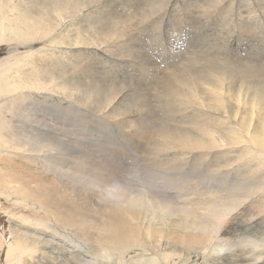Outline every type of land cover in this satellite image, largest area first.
<instances>
[{"label":"bare ground","instance_id":"obj_1","mask_svg":"<svg viewBox=\"0 0 264 264\" xmlns=\"http://www.w3.org/2000/svg\"><path fill=\"white\" fill-rule=\"evenodd\" d=\"M112 1L115 0H90V2L80 0H0V264H103L101 253L105 250L112 253V264H116L114 260L118 261L117 264H120V260H122V264H264V82H262L264 80L261 79L262 77L258 78L260 71L257 77H253V80L258 78L259 82L262 80V83L256 80L257 83L253 82L255 85L252 83L249 85L252 76L247 72L245 73H247L248 78L243 79L245 77H241L245 82L251 77L247 83L249 86V88L246 87L248 88L247 93L242 90L245 95L241 93L238 85L235 84L236 90L231 88L236 82L234 81L235 78L230 85L231 91H237V89L241 91H237L241 93L239 96H236L235 93L237 92L231 93L236 96L240 104L241 101H245L246 104L243 103L242 107L248 106L246 108L249 113H245L249 116L248 119L247 116H241L242 113L238 114L240 112L238 108H234L237 109V113L233 112L235 111L233 109V111H227L228 106L225 110L226 103L224 101L231 97H228L229 94L224 92L223 77L225 74L222 72L223 70L220 72L221 68L215 69L216 61L213 63L215 70L212 73L209 71L210 75L207 73L209 78L205 76L208 80L204 83L200 79L199 82L201 81L206 85L203 91L210 96V101H214L215 111L218 112L209 113L208 106L204 108L206 104L199 105L200 103L196 99L199 89L195 91L196 94L194 92L188 93L190 92L189 87L196 88H194V84L190 83V86L185 84L189 87L187 90L185 89V92L188 91L187 94L183 93V95L192 94L190 100L193 99L198 104L192 108V114L195 117H201V114H204L201 127L198 128L199 125L197 124L202 120L196 121L198 126V130L197 128L194 129L196 132L174 130L161 132L156 140L153 139L155 142H152L154 144L151 143L152 147L149 146L150 148L138 154L134 167L123 170L126 175H122V177L115 172L116 175L111 177L112 167L107 164L111 158H106L102 150L94 149V146L97 145L94 142L91 146L93 151L80 150L78 153L68 149L73 140L71 137L73 135L71 125L73 124L64 123V132H61L56 120L47 119L44 109L40 107L42 103L56 106L58 109L64 105L70 106L73 101L70 92L73 90L65 92L66 85L64 84L65 87L61 86L64 89L60 88V82H62L60 80L63 79V82L67 84L69 82L66 68H74L75 59L88 51L103 53L102 51H105L103 50L104 47L102 48L103 45L107 48H112L115 45L112 43L111 47L109 40L114 42L118 37L124 36V32L129 28H126L125 25L130 24L129 18L126 22L125 18L121 17L125 11H121L120 17H117L118 19L124 18L126 23L112 17L111 25L110 23L106 24L110 26L108 32L103 34L101 38L95 39L94 31H89L90 34H94H92L94 40L91 38L89 40L88 36L87 39H83L78 34L76 36V32L80 30L74 33L75 24H78V16L88 17L97 9H101L105 2L107 5L109 3L114 4ZM173 1L160 0V3L155 1L156 3H153L154 5L152 4V8L148 11L143 9L144 5L148 6L144 4L142 6L144 13H142L145 16H143L149 20L155 17L164 19L165 14L178 11ZM181 4L183 2L179 0L178 5ZM243 4L245 7H242ZM224 9H228L229 13L225 11V15H217L218 10L221 12ZM191 10L192 14H196L200 18L204 15L199 16L197 14L202 13L210 16L204 24L202 23L204 26H207L209 21H213L216 15L233 20L236 13L239 12L242 18L240 20L243 21V30L247 33L249 32L247 30L249 25L251 26L246 42H259L261 35H264L257 32V29L252 31L260 23L262 24L264 0H214L213 2H204L201 6L195 5ZM253 14L255 16H252ZM140 16V18L143 17ZM92 19L90 18V20ZM77 27L79 28V26ZM132 28L136 29L135 27ZM124 29L125 31H123ZM178 32L174 31L172 37L175 38ZM126 33L130 34L129 32ZM152 34L154 40L156 37L154 33ZM124 37L126 38V34ZM231 37L232 34L228 30L230 41H232ZM156 41H158L157 38ZM168 41L170 42V40ZM147 42L149 41L147 40ZM210 54L213 55V53ZM107 57L109 58V55ZM195 57L193 56L194 59ZM203 58L204 56H202ZM101 59L99 60L101 61ZM218 59L220 61V58ZM128 60L130 59L128 58ZM193 62L192 60L194 67L197 60L195 64ZM221 62L220 65H222ZM205 63L208 66V63L210 65L211 62H203V64ZM143 64L146 65V63ZM199 64L203 65L201 62ZM199 64L195 66H198L200 71ZM227 64L229 66L228 62ZM246 65L248 66L247 63ZM250 66L252 65L249 64ZM253 66L256 67V64ZM180 67L182 68V66ZM196 67L194 68L198 71ZM208 67H210L209 70H213L212 65ZM58 68L62 73L61 76L64 75L62 79L60 75L58 77L54 73ZM184 68L181 69L183 72L180 74L185 76L192 73L186 71V66ZM223 68L226 69L225 66ZM236 68L238 69V67ZM248 68L244 71H249ZM204 71H208V69ZM204 71L202 69L200 72L205 74ZM251 71L249 73L254 76V70ZM263 72L264 70H262ZM202 73L199 75L203 77ZM108 75L110 76L111 73ZM171 75L170 73L169 76ZM190 75L192 76L194 73ZM190 75L187 76L191 77ZM193 78L194 83H196L198 77L193 76ZM176 79H178L177 76ZM240 79L239 82L242 81ZM179 81L181 80L178 79ZM202 83L200 84L202 85ZM242 83L240 87L243 88ZM179 85L180 83L176 87L178 89L174 88V92H181L180 94H182L184 91H182L183 88L180 90ZM180 86L184 87L182 84ZM58 88L64 92L62 93ZM101 88L96 86V90H101ZM135 88L133 87V89ZM226 88L227 91H230L228 87ZM140 90L142 89L140 88ZM89 91L87 90V92ZM108 92L110 93L109 90ZM92 93L98 94L99 91L98 93L92 91ZM105 94L102 96H106ZM112 95L110 97L107 95V97L110 99L113 97ZM118 95H114V97ZM107 97L103 99L104 102L106 99L109 101ZM199 97L202 98L200 95ZM116 98L111 99L115 100ZM193 103L192 105L196 104ZM210 103L214 105L213 102ZM234 103L233 105H235ZM212 108L210 109L212 110ZM121 109L123 110V108ZM244 110L246 109L244 108ZM64 111L68 112L65 109ZM56 113L51 114V116L58 120L60 116L58 111ZM161 114L158 113L159 117L162 116ZM164 114L163 118H166ZM167 114L169 115V113ZM188 114L190 115V112ZM120 115H127V113ZM186 116L188 117L187 114ZM192 118L190 119L193 120ZM179 119L181 118L179 117ZM58 121L59 124H62L61 120ZM103 123L105 124L104 121ZM192 125L194 126V124ZM126 126L128 128L129 125L126 124ZM137 129L138 126H136ZM153 132L152 130V134ZM155 133L157 134V130ZM154 137L156 136L154 135ZM97 141L103 142L100 139ZM114 167L119 169L120 165ZM112 184L122 186L123 197L118 202L102 198V190Z\"/></svg>","mask_w":264,"mask_h":264},{"label":"rangeland","instance_id":"obj_2","mask_svg":"<svg viewBox=\"0 0 264 264\" xmlns=\"http://www.w3.org/2000/svg\"><path fill=\"white\" fill-rule=\"evenodd\" d=\"M82 2H90V0H80ZM93 1V0H91ZM122 1V2H121ZM142 1V2H141ZM144 1V3H143ZM153 1V2H152ZM150 2V0H115L112 4V3H109L107 5V3L105 2L102 6L101 9H97L95 13L91 14L90 16L88 17H81V16H78L77 19H78V24H75V28H74V33L78 30V32H76V36L77 34L80 35L83 39H93L94 40V37H92L93 35L90 34L92 31H94L95 33V39L97 38H101L103 36V34L105 35L107 32H108V29L110 28V26L106 25L108 23H110L111 25V21L110 20H113V19H117V20H123L125 18L126 22L128 21V18L130 21V24L127 23L125 26L126 28L129 27V28H125L123 31L124 32V36L126 34V38L120 36V38L118 37L117 40H115L114 42L112 40H109L110 42V46L112 47L113 44V47L110 48L105 45L102 46V48L104 47L103 50L105 51H102L103 53H95L93 52L92 50L91 51H88L87 53L85 54H82L80 56H78L76 59H75V62L79 63H75L74 62V68L72 69H69V68H66V75H69L67 78L69 80L68 84L63 82V79H62V75L61 76V72H60V69L58 68L57 71H54V73L59 77L60 75V78L62 80V82H60V88L62 87H65L63 86L66 85L65 89L62 88V90L64 89V91L66 92L67 90H73L71 91L70 93H72V102H71V105L70 106H67V105H64V107L62 108H57L56 106H51L47 103H42L41 104V108L44 109V112L46 114V117L47 119H51V120H56V123H57V126L59 128H61V132H64V123L65 124H73L71 125L72 126V130H73V135H71V137H73V140H72V143L70 145V147L68 149H71L73 152H80V150H91V146H92V143L94 142L95 145L94 149L96 150H102V152H104V156L107 158V157H110L111 160L110 162L106 163L111 166L112 170H111V174L113 177V175H116L115 173H117L120 177H122V175H126V173H124L123 170H125V168H133L134 167V164H136V159H138V154H140L143 150L145 149H148L150 147H152V142H155L153 139L157 138V136L159 134H161V132H164V131H170V130H174V131H180V132H196V128L198 127L197 125H199L198 128H200L203 123V120L204 119V114H201V117H195L193 114H192V108L197 104V101L195 102V100L193 101L190 100L192 98V94L191 97H188L186 95H183L184 94H187L186 91L185 92V89L187 90V88L190 86V83L191 84H194V88L196 89H192V87L188 88V90L190 89V92L188 93H191V92H194L196 94V90L199 89L197 91L198 94H196V99L199 101L198 103H200L199 105H205L204 108H207L208 106V111L209 113H213L215 114L214 112H218V111H215V103L213 100H209L210 99V96L203 91V88L206 86L204 85L205 81L208 80L209 78V75H210V72L212 73V71H214L215 69H219L221 68L220 72L222 71L225 76L223 77L224 79V92L229 94L228 97H231L229 99H231L232 101H230L229 99H225L224 103L228 104L226 105L225 104V110H226V106L227 107V111H233L235 110L234 108H238L240 112L238 111H233V112H238V114L242 113L241 116H247V114L245 113H249V111L247 110L246 107H248L247 105H244L246 107H244L246 110H244V108L242 107L243 103H245V101H241V104L239 103V101L236 99V96H239L243 93V91L245 93H247L246 91L248 90L249 86L248 84L250 85L251 83L253 84V82L256 80H258V78L260 79V77H262L261 79L264 80V72L262 73V70H264V35H261V39L260 41H254L251 43V41H248L246 42V38L248 36V33H250V28L251 26L249 25L248 29L249 32H245L243 30V21L241 22L242 18H241V15L238 13H236V16H234V19H224L222 17H219L217 16L218 14H222V15H225L226 12L229 13V10L228 9H224L222 10L221 12L218 10V13L216 15V18L213 20V21H209L208 22V25L207 26H204L202 25V23L204 24L206 22V20L210 17L205 15V14H197L199 16H203V17H198L196 16V14H192V10L191 8L193 9L195 7V5H203L204 2H213L214 0H185V1H182L183 4L181 5H178V1L179 0H174L173 3L175 8L177 7L178 8V11L176 12H169L167 14H165V18L164 19H159L158 17H155L153 19H147L145 18L144 16V10H150L152 7L151 5L154 3H156L158 1V3H160V0H152ZM156 1V2H155ZM196 1V2H195ZM157 3V4H158ZM172 3V4H173ZM245 3V2H244ZM144 4H147L148 6L144 5ZM153 4V5H154ZM177 4V6H176ZM189 4V5H188ZM246 4V3H245ZM107 5V6H106ZM144 5V6H143ZM141 6V7H140ZM144 8H143V7ZM181 6V7H179ZM146 7V9H145ZM148 7V8H147ZM186 7V8H185ZM242 7H245L244 4ZM119 8V10H118ZM133 8V9H132ZM141 8V9H140ZM144 10H143V9ZM182 10H181V9ZM189 8V9H188ZM256 8V7H254ZM125 9V10H124ZM128 9V10H127ZM131 9V10H130ZM140 9V10H138ZM127 10V11H126ZM133 10V11H132ZM137 10V12H136ZM243 10V9H242ZM124 12L122 15L121 13ZM182 11V12H181ZM226 11V12H225ZM107 12V13H106ZM131 12V13H130ZM140 12V13H139ZM143 12V13H142ZM225 12V13H223ZM110 13V14H109ZM135 13V14H133ZM108 14V15H107ZM121 17H124L123 19L122 18H119L120 15ZM132 14V15H131ZM189 14V15H188ZM209 14V13H208ZM238 14V15H237ZM257 14V13H256ZM111 15V16H110ZM127 17H125V16ZM130 15V16H129ZM140 15H144L142 18H140L141 16ZM187 15V16H186ZM93 16V17H92ZM96 19H95V17ZM118 16V17H117ZM129 16V17H128ZM133 16V17H132ZM191 16V17H189ZM196 16V17H195ZM239 16V17H238ZM252 16H255L254 14ZM93 18L92 20H90V18ZM113 17V19H112ZM115 17V18H114ZM174 17V18H173ZM189 17V18H188ZM198 17V18H197ZM101 18V19H99ZM133 18V19H131ZM86 19V20H85ZM96 21H95V20ZM139 22H138V20ZM147 21H144L146 20ZM157 19V20H156ZM173 19V20H172ZM199 19V20H198ZM202 19V20H201ZM223 19V20H222ZM236 19V20H235ZM239 19V20H238ZM241 19V20H240ZM102 20V21H101ZM104 20H105V23H104ZM108 22H107V21ZM152 20V22H150ZM160 20L161 24L159 23ZM170 20V22H169ZM191 20V21H190ZM217 20V22H216ZM264 18L261 19L262 21V24L260 23V25H258L257 27L253 28L252 31H256L257 32H260L261 34H264V29H262L264 27V22H263ZM124 21V20H123ZM136 22V25H135V22ZM150 22V23H147V22ZM199 21V22H198ZM231 21V22H230ZM236 21V22H234ZM259 21V22H261ZM90 24H89V23ZM125 22V21H124ZM125 22V23H126ZM139 24H138V23ZM144 22V23H143ZM169 22V23H168ZM258 22V23H259ZM141 23V24H140ZM143 23V24H142ZM155 23V24H154ZM159 23V24H157ZM176 23V24H175ZM197 23V24H196ZM96 24V25H95ZM104 27H102L103 25ZM138 24V25H137ZM149 24V25H148ZM220 26H219V25ZM231 24V26H230ZM87 25V26H86ZM99 25V26H98ZM129 25V26H127ZM134 25V26H133ZM145 25V26H144ZM253 25V24H252ZM79 26V28L77 27ZM85 26V27H84ZM131 26V27H130ZM219 26V27H218ZM238 26V27H236ZM263 26V27H262ZM81 27V28H80ZM84 27V28H83ZM91 27V29H90ZM101 29H98L100 28ZM107 27V28H105ZM132 27H135L137 29V27H139L136 31V29L132 28ZM156 27V28H155ZM174 27V28H173ZM179 27V28H178ZM235 27V28H234ZM262 27V28H261ZM97 28V30H96ZM103 28V29H102ZM141 28V29H140ZM148 28V29H147ZM151 28H153V32H151ZM155 28V29H154ZM203 28V29H202ZM220 28V29H219ZM260 28V29H259ZM89 29V30H88ZM105 29V30H104ZM128 29L131 31H128ZM133 29V30H132ZM147 29V30H146ZM157 29V30H156ZM100 32H99V31ZM103 30V31H102ZM162 30V31H160ZM179 30V32H178ZM204 30V31H203ZM228 30H229V33L232 34V37H231V40L230 41L228 39ZM235 30V31H234ZM89 31H91L89 33ZM95 31H98L97 33ZM122 31V32H123ZM142 31V32H140ZM147 31V32H146ZM159 31V33L157 32ZM174 31L175 32H178L177 33V36L174 38L172 36H174ZM198 31V32H197ZM222 31V32H221ZM233 31V32H232ZM80 32V33H79ZM84 34H88V35H84ZM86 32V33H85ZM103 32V33H102ZM126 32H129L130 34H127ZM144 32V33H143ZM151 34H150V33ZM163 35H162V33ZM170 32V33H169ZM139 33V34H137ZM146 33V34H145ZM155 35V37L157 38L158 41H156V38H154L153 40V34ZM157 35H156V34ZM101 36H100V35ZM145 34V35H144ZM215 34V35H214ZM217 34V35H216ZM128 35V36H127ZM130 35V36H129ZM148 37H147V36ZM246 35V36H245ZM88 36V37H87ZM97 36V37H96ZM142 36V37H141ZM153 36V37H152ZM167 36V38H166ZM219 36V37H218ZM226 36V37H225ZM85 37V38H84ZM87 37V38H86ZM122 37V39H121ZM145 37V38H144ZM152 40H151V38ZM161 37V38H160ZM91 38V39H90ZM139 38V39H138ZM147 38V39H146ZM120 41H119V40ZM126 39V40H124ZM146 39V40H145ZM151 41H150V40ZM177 39V40H176ZM130 40V41H129ZM147 40L149 42H147ZM170 40V42L168 41ZM173 40V41H172ZM112 41V42H111ZM140 41V43H139ZM156 41V42H155ZM178 41V42H177ZM263 41V43H262ZM122 42V43H121ZM126 42V43H124ZM108 43V45H109ZM113 43V44H112ZM204 43V44H203ZM220 43V44H219ZM230 43V44H229ZM198 44V45H197ZM259 44V45H258ZM167 45V46H166ZM192 45V46H191ZM119 46V47H118ZM151 46V47H150ZM198 46V47H196ZM213 46V47H212ZM106 47V48H105ZM218 47V48H217ZM220 47V48H219ZM118 48V50H117ZM146 48V49H145ZM150 48V49H149ZM159 48V49H158ZM200 48V49H199ZM116 51H115V50ZM125 49V50H124ZM130 49V50H129ZM212 49V50H211ZM250 49V50H249ZM253 49V50H252ZM108 50V51H106ZM170 50V51H169ZM209 50V51H207ZM214 50V52H213ZM115 51V52H114ZM138 53H137V52ZM147 51V52H146ZM110 52V53H109ZM112 52V53H111ZM119 52V53H118ZM135 52V53H134ZM163 52V53H162ZM185 52V53H184ZM238 52V54H237ZM210 53H213L210 54ZM91 54V55H90ZM96 54H97V57H96ZM127 54V55H126ZM129 54V55H128ZM163 54H165L163 56ZM245 54V55H243ZM109 55V58L107 57ZM120 55V56H119ZM149 55V56H148ZM219 55V56H218ZM262 55V56H261ZM106 56V57H105ZM182 56V57H180ZM193 56H196L195 59L193 58ZM201 56V57H200ZM202 56H204V58L202 59ZM209 56H210V59H209ZM212 56V57H211ZM216 56V57H215ZM218 56V57H217ZM81 57V58H80ZM92 57V58H90ZM99 57V58H98ZM116 57V58H115ZM135 57V58H134ZM139 57V58H138ZM142 57V58H141ZM150 57V58H149ZM192 57V58H191ZM215 57V58H214ZM90 58V59H89ZM102 58V59H101ZM111 58V60H110ZM126 60H125V59ZM128 58L130 60H128ZM133 60H132V59ZM137 58V59H136ZM149 58V59H148ZM189 58V59H188ZM206 58V59H205ZM214 58V59H213ZM217 58V59H216ZM220 58V61H218ZM233 58V59H232ZM240 58V59H239ZM96 59V60H95ZM99 59H101V62ZM108 59V60H107ZM119 59V60H118ZM138 59H141V60H138ZM187 59V60H186ZM209 59V60H208ZM213 59V60H212ZM230 59V60H228ZM238 59V60H236ZM87 60V61H86ZM118 60V61H116ZM135 60V61H134ZM146 60V61H145ZM151 60V61H150ZM164 60V61H163ZM192 60L194 61L193 63L195 64L196 60L197 62H201L203 64V62H211L210 65L208 63V66H211L212 65V69L214 68V65L213 63L215 62V64L217 63L215 69L213 70H209L210 67L207 66V64H199L196 62V64L198 65L199 64V67H201V70L203 69V71L205 69H208V71H204L206 72L205 74L200 72L199 71V68L198 66L196 67L194 65V67L198 68V71L193 67L192 65ZM204 60V61H203ZM208 60V61H206ZM212 60V61H211ZM242 60V61H241ZM79 61V62H78ZM98 61V62H97ZM116 61V62H114ZM126 61V62H125ZM155 61V62H154ZM158 61V62H157ZM178 61V62H177ZM189 61V63H188ZM222 61V62H221ZM132 62V63H131ZM150 62V63H149ZM168 62V63H167ZM184 62V64H183ZM187 62V63H186ZM220 62L222 63V65H220ZM227 62L229 63V67ZM244 62V63H243ZM83 66H82V64ZM90 63V64H89ZM102 63V64H100ZM108 63V64H107ZM115 63V64H114ZM118 63V65H117ZM120 63V64H119ZM143 63H146V65H144ZM153 63V64H152ZM161 63V64H160ZM248 64V66L246 67L245 64ZM81 64V65H80ZM85 64V65H84ZM88 64V65H87ZM105 64V65H104ZM107 64V65H106ZM114 64V65H113ZM127 64V65H126ZM149 67H148V65ZM177 64V65H176ZM238 64V65H237ZM249 64L252 65L249 67ZM256 64V67L253 66ZM123 65V66H122ZM141 65V66H140ZM151 65V66H150ZM173 65V66H172ZM191 67H190V66ZM246 67V68H244ZM77 66V67H76ZM82 66V67H81ZM109 66V67H108ZM113 66V67H111ZM140 68H139V67ZM184 68L186 66V71L189 73V72H192V73H189L187 74V72L184 71V73H186L188 76L190 74H193L194 75H190L192 77H188L187 75L184 76V74L182 75V73L180 74V72H183L181 69V67ZM223 66L226 67L223 68ZM86 67V68H85ZM108 67V68H107ZM114 67H115V70H114ZM131 67V68H130ZM143 67V68H142ZM168 67V68H167ZM238 67V69L236 68ZM242 67V68H241ZM249 67V68H248ZM254 67V68H253ZM79 68V70H78ZM83 68V69H82ZM89 68H91L89 70ZM149 68V69H148ZM151 68V69H150ZM156 68V69H155ZM159 68V69H158ZM180 68V70H179ZM205 68V69H204ZM249 69V71H244L246 69ZM260 68V69H259ZM263 68V69H261ZM82 69V70H81ZM94 69V70H93ZM101 71H100V70ZM103 69H105L103 71ZM111 69V70H109ZM128 69V70H127ZM130 69V71H129ZM145 69V70H144ZM185 69V68H184ZM183 69V70H184ZM189 69H191V71H189ZM235 71H234V70ZM241 69V71H240ZM259 69V70H257ZM74 70V71H73ZM78 70V72H77ZM99 70V71H98ZM116 72H114V71ZM127 70V71H126ZM134 70V71H133ZM148 70V71H147ZM230 70V71H228ZM251 70H254V76L252 73H249V72H252ZM256 70V71H255ZM71 71V72H70ZM88 71V72H86ZM107 71V72H106ZM119 71V72H118ZM153 71V72H152ZM159 71V72H158ZM168 71H171L170 73L174 76H169L170 73ZM173 71V72H172ZM219 71V70H217ZM260 71V72H259ZM59 74H58V73ZM69 74H68V73ZM76 72V73H75ZM99 72V73H98ZM111 75L109 76L108 74ZM126 72V73H125ZM131 72V74H130ZM142 72V73H141ZM148 72V73H146ZM176 72V73H175ZM178 72V74H177ZM236 72V73H235ZM241 72V73H240ZM243 72V73H242ZM247 72L249 75L251 74L252 76V79L251 77H249L251 79L250 83H248L250 79L246 80H243V79H246V77L248 78L247 76ZM257 72V73H256ZM259 72V76L257 75ZM73 73V74H71ZM129 73V74H128ZM174 73V74H173ZM198 73V74H197ZM203 74V77L199 74ZM209 73V75L207 74ZM245 73V75H244ZM262 73V74H261ZM91 74V75H90ZM104 74H107L104 76ZM113 74V75H112ZM123 74V75H122ZM125 74V75H124ZM142 74V75H141ZM153 74V75H152ZM169 74V75H168ZM241 74H243L244 76H242ZM65 75V77H66ZM72 75V76H71ZM78 77H77V76ZM86 75H88L86 78H84ZM129 75V76H128ZM178 77L179 81L178 82V79H176V76ZM232 75V76H230ZM262 75V76H261ZM81 76V77H80ZM119 76V77H118ZM154 76V77H153ZM189 78H187V77ZM193 76L195 77H198V80L196 83H194L195 80H193ZM207 76L208 78L206 79ZM258 78H254L253 80V77H257ZM77 77V78H76ZM92 77V78H91ZM132 77V78H131ZM156 77V78H155ZM171 77H173V79H176L178 84L180 83V85H184L183 86H180L179 85V88L180 90H183L184 92H182V94H180L181 92H174V88L178 87L177 85V82H175L173 79H171ZM241 77H245V78H241ZM72 78V79H71ZM134 78V79H133ZM186 78V79H185ZM231 78V80H230ZM234 79V84L233 86L231 87L230 85L232 84V80ZM241 78V79H240ZM87 79V80H86ZM90 79V80H88ZM164 79V80H163ZM201 79V81L199 82V80ZM204 79V80H203ZM242 80L241 82H239L238 80ZM79 80V82H78ZM102 80V81H101ZM166 80V82H165ZM184 80V81H183ZM192 80V81H191ZM210 80V79H209ZM228 80V81H227ZM230 80V81H229ZM261 80V81H262ZM81 81V82H80ZM91 83H90V82ZM173 81V82H172ZM183 81V83H182ZM244 81V82H243ZM260 81V82H261ZM76 82V84H75ZM85 82V83H84ZM125 82V83H124ZM193 82V83H192ZM199 82V84H198ZM231 82V83H229ZM239 82V83H237ZM243 82V83H242ZM254 82V83H255ZM259 82V80L257 81ZM256 82V83H257ZM259 82V83H260ZM264 82V81H262ZM261 82V83H262ZM73 83V84H71ZM87 83V84H86ZM110 83V84H109ZM145 83V84H144ZM165 83V84H164ZM168 83V84H167ZM176 83V84H175ZM202 83V85L200 84ZM242 83V87H240ZM248 83V84H247ZM258 83V84H259ZM189 85V86H186V85ZM235 84L236 86L238 85L239 89L242 91H240L239 89H237V91L239 90L241 93H238L237 91H234L236 90L235 88ZM245 84V85H243ZM247 84V86H246ZM75 89H78V90H74L71 86ZM80 85V86H79ZM94 85V86H93ZM156 85V86H155ZM175 85V86H174ZM201 85V86H200ZM229 85V86H228ZM255 85V84H253ZM257 85V84H256ZM62 86V87H61ZM68 86V88H67ZM81 86L83 87H86V88H82ZM96 86H98V88L100 89V87L104 88L101 90H96ZM112 86V87H111ZM155 86V87H154ZM166 86V88H165ZM230 89V91H227V88ZM246 90H245V88ZM72 89H70V88ZM119 87V88H118ZM133 87L135 89H133ZM138 87V88H137ZM144 87V88H143ZM151 87H154V88H151ZM157 87V88H156ZM233 88L234 90L231 91ZM237 87V88H238ZM60 88H58L62 93L64 91H62ZM81 88V89H80ZM95 88V89H94ZM107 88H110L108 89L110 91V93L108 92ZM123 88V89H122ZM140 88L142 90H140ZM173 88V89H172ZM242 88V89H241ZM133 89V90H132ZM140 91H139V90ZM144 89V90H143ZM146 89V91H145ZM178 89V88H176ZM175 89V91H176ZM87 92V90L89 92ZM96 90V91H95ZM107 90V91H106ZM112 90V91H111ZM113 90L116 91V94H115V91L113 92ZM161 90V91H160ZM180 90H177V91H180ZM82 94H81V92ZM95 92V93H99L98 94H94L92 93ZM103 91H106V92H103ZM160 91V92H159ZM76 92V93H74ZM80 92V94H78ZM85 92V93H83ZM91 92V93H90ZM114 94H113V93ZM121 92V93H120ZM231 92H237L235 93L236 96L231 93ZM74 93V94H73ZM103 93V94H102ZM104 93H106L105 95L106 96H102L104 95ZM138 93V94H136ZM145 93V94H144ZM150 93V94H149ZM168 93V94H167ZM176 94V97L175 94ZM181 95H179V94ZM207 94L206 96H204L203 94ZM58 94V93H57ZM93 94V95H92ZM101 94V95H100ZM113 94V95H112ZM120 96H119V95ZM140 94V95H139ZM143 94V95H142ZM107 95L110 97L111 95L113 97L111 98H116L115 100L113 99H109V97H107ZM114 95H118L116 97H114ZM151 95V96H150ZM178 95V96H177ZM182 95H183V98H182ZM198 95V96H197ZM199 95L202 97L200 98ZM245 95V94H244ZM243 95V96H244ZM121 96H123L124 98H122ZM141 96V98H140ZM167 96V97H166ZM235 98H234V97ZM102 99H101V98ZM108 98L109 101L106 99L105 102H104V98ZM131 97V98H130ZM152 97V98H151ZM178 97V98H177ZM181 97V98H180ZM187 99H186V98ZM151 98V100H150ZM180 98V99H179ZM204 98H206L204 100ZM77 99H79L77 101ZM121 99H125L124 101L122 100L121 102ZM128 99V101H127ZM200 99V100H199ZM101 100H103L101 102ZM150 100V101H149ZM176 101V104H175V101ZM234 100H235V103H234ZM237 100V102H236ZM81 101V102H80ZM108 101V103L106 104V102ZM114 101V102H113ZM119 101V103H118ZM138 101V102H137ZM144 101H146L144 103ZM183 101V102H182ZM202 101V102H200ZM205 101V102H204ZM116 102V103H115ZM123 102V103H122ZM131 104H130V103ZM150 102V103H149ZM186 102V104H185ZM188 102V104H187ZM191 102V103H190ZM196 104H194V103ZM207 102V103H206ZM209 102H213L214 105H212V103L209 104ZM105 103V104H104ZM115 103V104H114ZM182 103L181 107L180 104ZM184 103V104H183ZM192 103L194 105H192ZM204 103V104H203ZM233 103L235 105H233ZM238 103V104H237ZM46 104V105H45ZM120 106H119V105ZM147 104V105H146ZM151 104V105H150ZM178 104V105H177ZM237 104V105H236ZM246 104V103H245ZM73 105V106H72ZM78 105V106H77ZM176 105V106H175ZM186 107V110H185V107ZM209 105H212L211 107H209ZM240 105V106H239ZM43 106V107H42ZM72 106V107H71ZM126 106V107H125ZM133 106V107H132ZM180 106V109L178 108ZM237 106V107H236ZM239 106V107H238ZM39 107V108H40ZM79 107V108H78ZM119 107V108H118ZM191 107V108H190ZM214 109H213V108ZM57 108V109H56ZM123 108V110L121 109ZM184 108V109H183ZM212 108V110L210 109ZM48 109H49V113H48ZM54 112H51L52 110ZM58 111V115L60 117H58V120H61L62 121V124H59L58 120L55 118H52L51 114L53 113H56ZM65 110H68V114L66 113ZM81 109V110H80ZM152 111H151V110ZM179 109V110H178ZM190 111H189V110ZM233 109V110H232ZM51 110V111H50ZM74 110V111H73ZM80 110V111H78ZM119 110V111H117ZM135 110V111H134ZM150 110V111H149ZM178 110V111H177ZM29 111V109H28ZM86 111H87V114H86ZM125 111V112H124ZM186 113L187 111V115L188 117L186 116ZM70 112V113H69ZM121 112V113H120ZM133 112V113H132ZM151 112V113H150ZM162 112V114H161ZM173 112H176V113H173ZM179 112V113H178ZM188 112H190V115L188 114ZM125 114L127 113V115H120V114ZM136 113V114H135ZM158 113H160L161 117H159ZM165 113V114H164ZM169 113V115L167 114ZM235 113V114H236ZM57 114V113H56ZM72 114V115H71ZM134 114V115H132ZM163 114H164V117L166 116V118H163ZM172 114V115H171ZM184 114V115H183ZM234 114V113H233ZM234 114V115H235ZM50 115V116H49ZM67 115V116H66ZM92 118V116H94ZM101 115V116H100ZM103 115V116H102ZM129 115V117H128ZM132 115V116H131ZM203 115V116H202ZM249 115V114H248ZM65 116V118H64ZM70 116V117H68ZM74 116V117H73ZM99 116V118H97ZM172 116V117H171ZM188 118L186 119L185 118ZM193 116V118H192ZM240 117V115H238ZM68 117V118H67ZM126 117V118H125ZM133 117V118H132ZM170 117V118H169ZM178 117V118H177ZM179 117L181 119H179ZM249 116H247V119H248ZM97 118V119H96ZM101 118V119H100ZM160 118V119H159ZM168 118V119H167ZM179 119V121H177V119ZM186 120H185V119ZM190 118H192L193 120H191ZM198 120H197V119ZM69 121H68V120ZM137 119V120H136ZM139 119V120H138ZM164 119V120H162ZM170 119H172L174 121L175 119V122H173L172 120L170 121ZM196 119V120H195ZM245 119V118H244ZM96 120V121H95ZM167 120V121H166ZM169 120V122H168ZM185 120V121H184ZM190 120V121H189ZM202 122H198V121H201ZM73 121V122H72ZM98 121V122H97ZM101 121V122H100ZM103 121L105 122V124L103 123ZM139 121V123H138ZM182 121V122H181ZM192 122V121H197L195 122H192V123H189V122ZM50 121H48L49 123ZM75 122V123H74ZM100 122V124H98ZM163 122V123H162ZM173 122V123H172ZM178 124H177V123ZM186 122H187V125H186ZM51 123V122H50ZM122 123V124H121ZM135 123V125H134ZM183 123V124H182ZM200 123V124H199ZM76 124V125H75ZM127 125L128 128H127ZM159 124V125H158ZM175 124V125H174ZM182 124V125H181ZM194 124V126L192 125ZM197 124V125H196ZM98 125V126H97ZM126 127H125V126ZM162 125V126H160ZM100 126V127H99ZM132 127L134 128L133 130H131L132 128H129V127ZM136 126H138V129L136 130ZM170 126V127H169ZM173 126V127H172ZM183 126V127H182ZM189 127V128H188ZM192 127V128H191ZM194 127V128H193ZM77 128V129H76ZM97 130H96V129ZM158 128V129H156ZM167 128V129H166ZM197 128V130H198ZM127 129V130H126ZM195 129V130H194ZM102 130V131H100ZM152 130L154 131L153 134L156 136L154 137V135L152 134ZM157 130V134L155 133ZM76 131V132H75ZM98 131V132H97ZM126 131H129V132H126ZM134 131V132H133ZM147 131V132H146ZM151 131V132H149ZM94 132V133H93ZM126 132V133H124ZM131 132V133H130ZM133 132V133H132ZM76 133V134H75ZM103 133V134H102ZM128 133V134H127ZM130 133V134H129ZM136 133V135H134ZM145 133V134H143ZM96 134V135H95ZM123 134V135H122ZM149 134H152V135H149ZM125 135V136H124ZM132 135V136H131ZM144 135V136H143ZM148 135V136H147ZM149 136H152L151 138ZM130 137V138H129ZM133 137V138H132ZM144 137V138H143ZM140 138V139H139ZM92 139V140H91ZM102 140L103 142L99 143L97 140ZM144 139V140H143ZM148 140V142H147ZM143 141V143H142ZM151 144V145H147V144ZM138 144V145H137ZM144 144V145H142ZM147 145V146H146ZM86 146V147H84ZM89 146V147H88ZM150 146V147H149ZM104 147V148H103ZM140 148V149H139ZM137 151V152H136ZM140 151V152H139ZM135 154H134V153ZM111 154V155H110ZM125 154V155H124ZM133 154V155H132ZM112 156V157H111ZM121 156V157H120ZM123 156V157H122ZM133 156V157H132ZM114 157V158H113ZM119 157V158H118ZM120 159V160H119ZM135 159V160H134ZM113 160V161H112ZM113 162V163H112ZM114 164V165H113ZM120 165V167H119ZM114 166L116 167H119L118 168H115ZM114 169V170H113ZM122 169V170H121ZM115 172V173H114ZM115 263L117 264L118 261L114 260Z\"/></svg>","mask_w":264,"mask_h":264},{"label":"clouds","instance_id":"obj_3","mask_svg":"<svg viewBox=\"0 0 264 264\" xmlns=\"http://www.w3.org/2000/svg\"><path fill=\"white\" fill-rule=\"evenodd\" d=\"M123 197V189L120 184H112L102 190V198L110 201H120ZM103 264H112L113 255L109 251H103L101 253ZM122 264V260H120Z\"/></svg>","mask_w":264,"mask_h":264}]
</instances>
